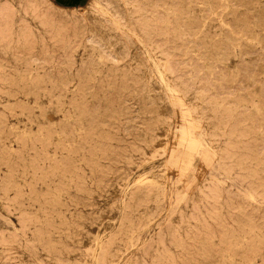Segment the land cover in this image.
<instances>
[{
    "label": "rangeland",
    "instance_id": "rangeland-1",
    "mask_svg": "<svg viewBox=\"0 0 264 264\" xmlns=\"http://www.w3.org/2000/svg\"><path fill=\"white\" fill-rule=\"evenodd\" d=\"M163 1L0 0V264H264V0Z\"/></svg>",
    "mask_w": 264,
    "mask_h": 264
},
{
    "label": "bare ground",
    "instance_id": "bare-ground-1",
    "mask_svg": "<svg viewBox=\"0 0 264 264\" xmlns=\"http://www.w3.org/2000/svg\"><path fill=\"white\" fill-rule=\"evenodd\" d=\"M149 1V0H148ZM163 1V0H162ZM212 1V0H211ZM218 2H219V0H217ZM170 2V1H169ZM177 2V1H176ZM193 2V1H192ZM207 2V1H206ZM216 2V1H215ZM229 1H227V3H228ZM105 3H106V7L107 8H101L100 10L102 11V13H104V15H105V17H107V19L109 20V21H112L113 22V24H114V26L116 27V28H124V25H126V26H128V18H127V12H126V8H125V5H126V0H105ZM154 3V2H153ZM163 3H164V1H163ZM171 3V2H170ZM209 3V2H208ZM214 3V2H213ZM226 3V4H227ZM146 4V3H145ZM151 4V3H150ZM185 4V3H184ZM204 4V3H203ZM207 4V3H206ZM205 4V5H206ZM162 5V4H161ZM160 5V7H162ZM186 5L187 4H185L184 6L186 7ZM194 5H196V4H194ZM193 5V6H194ZM216 5V4H215ZM214 5V6H215ZM159 6V5H158ZM182 6V5H181ZM197 6V5H196ZM212 6V5H211ZM153 7V6H152ZM195 7V6H194ZM193 7V8H194ZM201 7V6H200ZM204 7H206V6H204ZM176 8V7H175ZM179 8H181V7H179ZM187 8V7H186ZM163 9V8H162ZM173 10V9H172ZM176 10V9H175ZM180 10V9H179ZM183 10H184V8H183ZM183 10H181V11H183ZM189 11V10H188ZM34 12V11H33ZM194 12V11H193ZM206 11H204V13H205ZM226 12H228V11H226ZM225 12V13H226ZM178 13H179V11H178ZM183 13H185V12H182V14ZM218 13V12H217ZM235 13V12H234ZM34 14V13H33ZM189 15V14H188ZM203 16L205 15V14H202ZM217 15H219V14H217ZM231 15V14H230ZM176 16H178V15H176ZM182 16V15H181ZM185 16V15H184ZM206 16V15H205ZM227 16H228V13H227ZM238 16V15H237ZM180 17V16H179ZM209 17V16H208ZM229 17V16H228ZM91 18H93L94 20H95V22H92L91 23V28H92V31L94 32V33H96V34H102L103 33V31L101 30V26H99V25H101L100 23H102V18H99L96 14H92L91 15ZM153 18V17H152ZM177 18V17H176ZM196 18V17H195ZM206 18V17H205ZM221 18V17H220ZM236 18V17H235ZM238 18V17H237ZM212 19H214V18H212ZM232 19H233V17H232ZM97 20H99L98 22H100V23H97ZM168 20V19H167ZM175 20H178V19H175ZM231 20V19H230ZM209 21H211V18H210V20ZM216 21V20H215ZM182 22V21H181ZM202 22V21H201ZM214 22V21H213ZM181 25H182V23H180ZM200 24V23H199ZM96 25H98V26H96ZM185 25V24H184ZM198 25V24H197ZM211 25V24H210ZM210 25H209V27H210ZM255 25V24H254ZM260 25V24H259ZM177 26V25H176ZM200 27H201V25H199ZM230 26H231V24H230ZM229 26V27H230ZM258 27V26H257ZM113 28V27H112ZM178 28V27H177ZM180 28V27H179ZM197 28H198V26H197ZM197 28H196V30H197ZM216 28H217V26H216ZM253 28V27H252ZM256 28V27H255ZM254 28V29H255ZM193 29V28H192ZM201 29V28H200ZM219 29V28H218ZM225 29H228V28H225ZM230 29H232V28H230ZM174 30V29H173ZM188 30V29H187ZM256 30V29H255ZM198 31V30H197ZM226 31V30H225ZM231 31V30H230ZM234 31V30H233ZM237 31V30H236ZM172 32V31H171ZM184 32V31H183ZM228 32V31H227ZM243 32V31H242ZM241 32V33H242ZM177 33V32H176ZM186 33V32H185ZM198 33V32H197ZM223 33V32H222ZM257 33V32H256ZM173 34V36H174V32L172 33ZM181 34H182V32H181ZM187 34V33H186ZM191 34V33H190ZM230 33H228L227 35H229ZM176 35V34H175ZM214 35H215V33H214ZM170 36V35H169ZM211 36V35H210ZM226 36V35H225ZM246 36V35H245ZM170 37H172V36H170ZM177 37V36H176ZM179 37V36H178ZM190 37V36H189ZM220 37V36H219ZM230 37V36H229ZM233 37V36H232ZM241 37V36H240ZM192 38V37H191ZM224 38V37H223ZM182 39H183V37H182ZM221 39V38H220ZM219 39V40H220ZM232 38H230V40H231ZM240 39V38H239ZM238 39V40H239ZM242 39H243V37H242ZM241 39V40H242ZM259 39V38H258ZM257 39V40H258ZM171 40V39H170ZM178 40H179V38H178ZM180 40H181V38H180ZM198 40V39H197ZM237 40V39H236ZM256 40V41H257ZM176 41H177V39H176ZM203 41H205V40H203ZM222 41H223V39H222ZM233 41H234V39H233ZM255 41V42H256ZM181 42V41H180ZM175 43H177V42H175ZM217 43V42H216ZM219 43V42H218ZM220 43H221V41H220ZM258 43V42H257ZM256 43V44H257ZM93 44V43H92ZM172 44V43H171ZM184 44V43H183ZM182 44V45H183ZM212 44V43H211ZM214 44H215V42H214ZM252 44V43H251ZM259 44V43H258ZM195 45V44H194ZM218 45V44H217ZM220 45V44H219ZM254 45V44H253ZM106 46H107V49L110 51V52H117V49L115 48V44H114V42L113 41H110V40H108L107 41V43H106ZM196 46V45H195ZM202 46V45H201ZM206 46H208V45H206ZM212 46V49H213V45H211ZM216 46V45H215ZM225 46H227V45H225ZM242 47H243V44L241 45ZM250 46V45H249ZM198 47H200V46H198ZM204 47H205V45H204ZM208 47H210V46H208ZM221 48H222V46H220ZM230 47V46H229ZM244 47H245V45H244ZM170 48V47H169ZM191 48V47H190ZM197 48V47H196ZM128 49H129V47H128ZM200 49V48H199ZM231 49V48H230ZM171 50V49H170ZM177 50V49H176ZM191 50V49H190ZM196 50V49H195ZM198 50V49H197ZM215 50V49H214ZM229 50V49H228ZM227 50V51H228ZM232 50V49H231ZM185 51V50H184ZM211 51V50H210ZM200 52H202V51H200ZM206 52V51H205ZM204 52V56L206 55V53ZM209 52V51H208ZM215 52V51H214ZM239 52H240V50H239ZM165 53V52H164ZM168 53V52H167ZM224 53V52H223ZM228 53V52H227ZM166 54V53H165ZM170 54V53H169ZM218 54V53H217ZM137 55V54H136ZM211 55V54H210ZM215 55V54H214ZM221 55H222V53H221ZM226 56L225 57H223L224 59H227V54H225ZM232 55V54H231ZM234 55V54H233ZM156 56H157V53L155 52V51H153V54L151 55L150 53H147V55L146 56H138L139 58H141V66H143V64H144V66H143V68L144 69H146L148 72H150V75H151V77H152V79H153V84L159 89V91L161 90L162 91V95L164 96V97H167L168 99H170V100H166L167 102H165V103H163V110L164 111H167L168 109H169V106H171L172 105V103H170L171 102V96H170V93H172V91H174V87L173 86H171L170 85V83H169V80H168V78H167V76L165 75V72L162 70V68H161V63L156 59ZM160 56V55H159ZM203 56V55H202ZM213 56V55H212ZM218 55H216V57H217ZM229 56V55H228ZM233 58H234V56H233ZM204 59V58H203ZM206 59V58H205ZM210 59V58H209ZM212 59V58H211ZM194 60H196V59H194ZM202 60V59H201ZM198 61V60H197ZM144 62V63H143ZM213 62V61H212ZM222 62V61H221ZM225 62V61H224ZM238 62H240V61H238ZM208 63H210V62H208ZM228 63V62H227ZM168 64H170V63H168ZM182 64V63H181ZM197 65V64H196ZM199 65V64H198ZM219 65V64H218ZM251 65V64H250ZM136 66V65H135ZM171 66V65H170ZM175 66H176V64H175ZM200 66V69H201V66L202 65H199ZM198 66V67H199ZM241 66V65H240ZM239 66V67H240ZM172 67V66H171ZM178 67H180V66H178ZM217 67V66H216ZM218 67H220V66H218ZM246 67V66H245ZM165 68V67H164ZM186 68V67H185ZM223 68V67H222ZM244 68V67H243ZM172 69H174V68H172ZM178 69V68H177ZM199 69V70H200ZM231 69V68H230ZM197 70V69H196ZM195 70V71H196ZM202 70H203V68H202ZM245 70V69H244ZM243 70V71H244ZM171 71V70H170ZM174 71V70H173ZM176 71V70H175ZM193 71V70H192ZM247 71V70H246ZM245 71V72H246ZM172 72V71H171ZM227 72V71H226ZM238 72H240V71H238ZM242 72V71H241ZM240 72V73H241ZM147 73V72H146ZM185 73V72H184ZM189 73V72H188ZM191 73V72H190ZM204 73V72H203ZM216 73V72H215ZM249 73V72H248ZM247 73V74H248ZM183 74V73H182ZM199 74V73H198ZM246 74V75H247ZM186 75H188V74H185V76ZM208 75V74H207ZM206 75V76H207ZM226 75H227V73H226ZM240 75V74H239ZM238 75V76H239ZM249 75V74H248ZM180 76V75H179ZM184 76V75H183ZM182 76V77H183ZM197 75L195 74V77H196ZM181 77V76H180ZM192 77V76H191ZM191 77H190V82H191ZM225 77V76H224ZM227 77V76H226ZM150 78V77H149ZM207 78V77H206ZM222 78V77H221ZM239 78V77H238ZM187 79V78H186ZM204 79V78H203ZM246 79V78H245ZM150 80V79H149ZM181 80V79H180ZM184 80V79H183ZM214 80V79H213ZM213 80H211V82L213 81ZM217 80V79H216ZM215 80V81H216ZM226 80H229V78L228 79H226ZM214 81V82H215ZM230 81V80H229ZM198 82H199V80H198ZM218 82V81H217ZM222 82V81H221ZM187 83V82H186ZM226 83H228V82H226ZM184 84V83H183ZM211 84V83H210ZM214 84V83H213ZM224 84V83H223ZM153 85V86H154ZM184 85H186V84H184ZM189 85V84H188ZM226 85V84H225ZM219 86V85H218ZM188 88H190L189 86H187ZM212 87V86H211ZM217 87V86H216ZM192 88V87H191ZM207 89V88H206ZM191 90V89H190ZM29 91H31V90H29ZM28 91V92H29ZM36 91V90H35ZM188 91V90H187ZM204 91H205V89H204ZM207 91V90H206ZM210 91V90H209ZM32 92H34V91H32ZM41 92V91H40ZM66 92V91H65ZM133 92V91H132ZM247 92V91H246ZM262 92V91H261ZM42 93H45L44 91L42 92ZM49 93H51V92H49ZM48 93V94H49ZM62 93V92H61ZM28 94V93H27ZM30 94V93H29ZM28 94V95H29ZM32 94H34V93H32ZM57 94H60V93H57ZM56 94V95H57ZM64 94V93H63ZM94 94V93H93ZM134 94V93H133ZM146 94V93H145ZM150 94V93H149ZM249 94H250V92H249ZM38 95V94H37ZM66 95V94H65ZM65 95H63V96H61L63 99H65ZM91 95V94H90ZM95 95V94H94ZM138 95V94H137ZM152 95V94H151ZM229 95V94H228ZM251 95V94H250ZM263 95V94H262ZM261 95V96H262ZM43 96H44V94H43ZM49 96V95H48ZM88 96V95H87ZM97 96H98V93H97ZM103 96V95H102ZM134 96V95H133ZM153 96H155V95H153ZM231 96V95H230ZM240 96V95H239ZM249 96V95H248ZM58 97H59V95H58ZM214 97V96H213ZM222 97H224V96H222ZM250 97V96H249ZM35 98H36V96H35ZM49 98H50V96H49ZM57 98V97H56ZM56 98H55V100H56ZM62 98H60V99H62ZM76 98H78V97H76ZM94 98H96V97H94ZM99 99H100V97H98ZM147 97H145V99H146ZM149 98V97H148ZM155 98V97H154ZM153 98V99H154ZM208 98V97H207ZM229 98V97H228ZM227 98V99H228ZM38 99V98H37ZM59 99V98H58ZM75 99V98H74ZM97 99V98H96ZM144 99V100H145ZM150 99V98H149ZM162 99V98H161ZM193 99V98H192ZM239 99V98H238ZM262 99H264L263 97H262ZM52 100V99H51ZM76 100V99H75ZM74 100V101H75ZM148 100V99H147ZM146 100V101H147ZM156 100H158V99H156ZM207 100V99H206ZM220 100V99H219ZM244 100V99H243ZM88 101V100H87ZM86 101V102H87ZM91 101V100H90ZM154 101V100H153ZM168 101H169V103H168ZM71 102V101H70ZM150 102H152V101H150ZM246 102V101H245ZM248 102V101H247ZM72 103L73 102H71L70 104L72 105ZM81 103V102H80ZM148 103V102H147ZM236 103H238V102H236ZM77 104V103H76ZM162 104V103H161ZM57 105V104H56ZM62 105V104H61ZM78 105V104H77ZM80 105V104H79ZM249 105V104H248ZM75 106V105H74ZM82 106V105H81ZM208 106V105H207ZM211 106H212V104H211ZM159 107V106H158ZM161 107V106H160ZM75 108H77V107H75ZM79 108V107H78ZM158 109V108H157ZM78 110V109H77ZM81 110V109H80ZM79 110V111H80ZM159 110V109H158ZM162 110V109H161ZM230 110V112H231V109H229ZM82 111V110H81ZM160 111V110H159ZM244 111H246V110H244ZM241 112H243V110H242V108H241ZM240 112V113H241ZM264 112V111H263ZM83 113V112H82ZM81 113V114H82ZM163 113V112H162ZM227 113H228V111H227ZM239 113V112H238ZM211 114V113H210ZM218 114V113H217ZM224 114V113H223ZM245 114V113H244ZM83 115H85L84 113H83ZM167 115V114H166ZM169 115V114H168ZM212 115V114H211ZM242 115V114H241ZM18 116V115H17ZM198 116V115H197ZM220 116V115H219ZM236 116V115H235ZM244 117V116H243ZM255 117V116H254ZM163 118V117H162ZM169 118V117H168ZM247 118H248V116H247ZM170 119V118H169ZM244 119V118H243ZM249 119V118H248ZM250 120V119H249ZM162 121V120H161ZM242 121V120H241ZM249 122V121H248ZM31 123V122H30ZM160 123V122H159ZM162 123H163V121H162ZM245 123V122H244ZM256 123V122H255ZM255 123L253 122V124L255 125ZM252 124V125H253ZM161 125V124H160ZM159 125V126H160ZM238 125H239V123H238ZM241 125V124H240ZM251 125V126H252ZM157 126V125H156ZM166 126H167V124H166ZM248 126L249 125H247V129H248ZM257 126V125H256ZM235 127V126H234ZM246 127V126H245ZM168 128V127H167ZM244 128V127H243ZM158 130V129H157ZM162 130V129H161ZM212 130V129H211ZM245 130V129H244ZM243 130V131H244ZM255 130V129H254ZM253 131V130H252ZM50 132V131H49ZM49 132H47L48 133V135H50V133ZM62 133H63V131H61ZM61 132H60V134H61ZM156 132V131H155ZM229 132V131H228ZM250 132H251V129H250ZM46 133V132H45ZM160 132H158V134H159ZM165 133H166V135L162 138L163 139V141H164V143H166V141L169 139V136H170V134H171V132H170V130L169 129H166L165 130ZM241 133H242V131H241ZM244 133H245V131H244ZM260 133V132H259ZM54 134V133H53ZM64 134V133H63ZM62 134V135H63ZM157 134V133H156ZM164 134V133H163ZM231 134V133H230ZM52 135V134H51ZM240 135V134H239ZM232 136V135H231ZM237 136H238V134H237ZM245 136V135H244ZM252 136V135H251ZM227 137H229V136H227ZM257 137V136H256ZM49 138V137H48ZM231 138V137H230ZM243 138V137H242ZM261 138V137H260ZM37 140V139H36ZM155 140V139H154ZM157 140V139H156ZM236 140V139H235ZM45 141V140H44ZM243 140H241V142H242ZM256 142V141H255ZM261 142V141H260ZM45 143V142H44ZM227 143V142H226ZM152 144H154V143H152ZM77 145V144H76ZM155 146H156V144H154ZM165 145H167V144H165ZM185 145V144H184ZM224 145H225V143H224ZM226 145H229V144H226ZM245 145V144H244ZM264 144H262V146H263ZM58 146V145H57ZM248 146V145H247ZM252 149H254V148H252ZM249 150V149H248ZM257 149H254V151H256ZM249 151H251V150H249ZM249 151H247V152H249ZM108 152V151H107ZM119 152V151H118ZM232 152V151H231ZM109 153V152H108ZM118 154V153H117ZM16 156V155H15ZM259 156V155H258ZM250 160V159H249ZM243 161V160H242ZM64 162V161H63ZM212 162V161H211ZM64 165V164H63ZM68 166V165H67ZM50 167V166H49ZM30 170V169H29ZM34 170H35V168H34ZM39 170V169H38ZM69 170V169H68ZM190 170V169H189ZM35 171H37V170H35ZM222 171V170H221ZM71 172V171H70ZM260 172V171H259ZM43 173V172H42ZM72 173V172H71ZM231 173V172H230ZM258 173V172H257ZM61 174H63V173H61ZM40 175V174H39ZM72 175V174H71ZM262 175H264L263 173H262ZM213 176V175H212ZM211 176V177H212ZM214 177V176H213ZM250 177V176H249ZM259 177H261V176H259ZM65 178V177H64ZM263 178V177H262ZM34 179V178H33ZM216 179V178H215ZM241 179V178H240ZM48 180V179H47ZM239 180V179H238ZM33 181V180H32ZM240 181V180H239ZM35 182V181H34ZM43 182V181H42ZM6 183V182H5ZM9 183V182H8ZM16 184V183H15ZM8 185V184H7ZM6 184H5V186H7ZM34 185V184H33ZM31 186V185H30ZM205 186V185H204ZM12 187V186H11ZM20 187V186H19ZM209 187V186H208ZM120 188V187H119ZM149 188L153 191V194H154V199L153 200H157V201H162V200H164L165 199V188H166V183L165 182H154V183H151L150 184V186H149ZM9 190H11V189H9ZM8 191V190H7ZM139 191V190H138ZM18 192V191H17ZM135 192V191H134ZM208 192V191H207ZM20 193H21V191H20ZM19 193V194H20ZM30 193V192H29ZM28 193V194H29ZM56 193V192H55ZM151 193V192H150ZM3 194V193H2ZM14 194H16V192L14 193ZM5 195V194H4ZM21 195H23L22 193H21ZM30 195V194H29ZM15 196H18V193H17V195H15ZM31 196V195H30ZM51 196V195H50ZM21 197V196H20ZM16 198V197H15ZM22 198V197H21ZM21 198H19V199H21ZM41 198V197H40ZM148 198H149V195H148ZM150 199H151V197H150ZM17 201V200H16ZM15 201V202H16ZM129 201H131V200H129ZM149 202V201H148ZM35 213V212H34ZM137 220V219H136ZM147 221H146V223H147V226L148 225H150V223H151V221H152V219L151 218H147L146 219ZM27 222V221H26ZM35 222V221H34ZM127 222V221H126ZM46 223V222H45ZM71 225V224H70ZM131 226V225H130ZM176 226V225H175ZM42 227V226H41ZM49 227V226H48ZM101 227V226H100ZM132 227V226H131ZM50 228V227H49ZM119 228V227H118ZM65 229V228H64ZM42 231H44V230H42ZM48 231V230H47ZM38 232V231H37ZM55 233H56V231H55ZM66 233V232H65ZM49 235V234H48ZM55 235V234H54ZM40 236H41V234H40ZM46 236V235H45ZM58 236V235H57ZM66 236V235H65ZM33 237V236H32ZM63 237V236H62ZM73 238V237H72ZM46 240V239H45ZM48 240V239H47ZM50 240V239H49ZM29 248H31V245H30V243H29ZM45 246V245H44ZM57 246V245H56ZM59 247V246H58ZM46 248V247H45ZM196 251V250H195ZM51 254H52V252H51ZM101 254V253H100ZM99 254V255H100ZM201 254H202V252H201ZM55 255V254H54ZM94 258H97L96 256H93ZM98 257H100V256H98ZM238 258V257H237ZM239 259V258H238ZM116 260V259H115ZM104 262V261H103ZM203 262V261H202ZM58 263V262H57ZM197 263V262H196ZM199 263V262H198ZM197 263V264H198ZM59 264H61V263H59ZM132 264V263H131Z\"/></svg>",
    "mask_w": 264,
    "mask_h": 264
},
{
    "label": "crops",
    "instance_id": "crops-1",
    "mask_svg": "<svg viewBox=\"0 0 264 264\" xmlns=\"http://www.w3.org/2000/svg\"><path fill=\"white\" fill-rule=\"evenodd\" d=\"M56 6L64 8H79L86 4L88 0H49Z\"/></svg>",
    "mask_w": 264,
    "mask_h": 264
}]
</instances>
